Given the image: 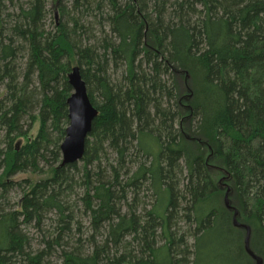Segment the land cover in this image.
<instances>
[{"label":"trees","instance_id":"trees-1","mask_svg":"<svg viewBox=\"0 0 264 264\" xmlns=\"http://www.w3.org/2000/svg\"><path fill=\"white\" fill-rule=\"evenodd\" d=\"M0 89V264H264V0H0Z\"/></svg>","mask_w":264,"mask_h":264},{"label":"water","instance_id":"water-1","mask_svg":"<svg viewBox=\"0 0 264 264\" xmlns=\"http://www.w3.org/2000/svg\"><path fill=\"white\" fill-rule=\"evenodd\" d=\"M69 82L73 94L68 100L70 124L66 138L61 146L63 163L71 165L80 162L85 155L86 142L92 131L93 122L98 116V110L90 101L86 82L83 80L79 67L73 68L69 74ZM250 230L248 229L246 248H249ZM258 264L262 261L257 259Z\"/></svg>","mask_w":264,"mask_h":264},{"label":"rangeland","instance_id":"rangeland-1","mask_svg":"<svg viewBox=\"0 0 264 264\" xmlns=\"http://www.w3.org/2000/svg\"><path fill=\"white\" fill-rule=\"evenodd\" d=\"M55 16L59 18L58 13ZM2 92H3L2 89H0V94H2ZM37 128H38V125L33 131L34 134H36ZM18 178H22V176H18ZM215 234L211 232L206 236V238H204L201 241L200 258H199L198 263L199 264H244L242 258L240 257H237L235 259H232V258L230 259V258L223 256L224 253L222 252V249H223L222 243H220L219 240H217Z\"/></svg>","mask_w":264,"mask_h":264}]
</instances>
